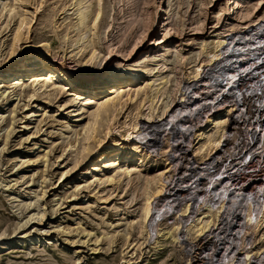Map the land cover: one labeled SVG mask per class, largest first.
Returning <instances> with one entry per match:
<instances>
[{"label":"rangeland","instance_id":"obj_1","mask_svg":"<svg viewBox=\"0 0 264 264\" xmlns=\"http://www.w3.org/2000/svg\"><path fill=\"white\" fill-rule=\"evenodd\" d=\"M257 1L241 0L242 6L234 9L236 0H0V264H264V239L245 222L252 200L243 194L237 203L238 231L221 232L220 213L205 234L188 232L190 221H197L208 203L204 207V193L191 195L188 187L197 177L200 188L209 186L206 165L212 157L195 152L196 131L211 108L193 109L197 89L194 95L189 88L199 81L191 78L190 67L201 65L203 76L212 71L217 63L209 64L203 45L215 40L218 25L226 31L247 23L243 13L255 12ZM80 7L88 14L83 25L78 24ZM257 14L263 21L264 8ZM243 30L226 37L232 46ZM37 56L75 71L118 67L147 74L131 85L101 82L95 92L100 102L109 103L93 117L97 107L81 109L88 96L85 83L46 89L33 82L49 77L40 61L33 71L25 70L23 59ZM17 77L25 83L17 84ZM169 100L178 111L171 122L159 116ZM136 131H144L142 140L129 142ZM111 144L121 148V171L135 149L129 161L132 175L119 177L120 169L108 172L118 175L117 181L98 187L90 183V172ZM222 153H216L221 161L212 173L221 171ZM166 167L170 178L153 206L166 213L170 200L161 227L173 231L180 226L177 239H158L141 224L146 192L157 189ZM252 187L248 184L246 191ZM225 238L237 244H227Z\"/></svg>","mask_w":264,"mask_h":264},{"label":"bare ground","instance_id":"obj_2","mask_svg":"<svg viewBox=\"0 0 264 264\" xmlns=\"http://www.w3.org/2000/svg\"><path fill=\"white\" fill-rule=\"evenodd\" d=\"M240 6H242L241 0H236V4L234 6V9L235 8L239 9ZM263 8H264V0H258L256 2L255 7H254L255 12L248 11V13H245V14L243 13V16L241 15L242 18L247 19L246 20L247 23H245V24L240 23L239 25L229 26V27H227L228 29L226 30L228 32L221 30V26L218 25L217 26L218 31L214 35L215 40L203 45V49H202L203 52L202 53L207 54V59H208L209 64L217 63V65L213 68V70L211 72L209 82H202V80L200 79L203 76L202 72L200 75V71L202 70L200 68L201 65H199L198 63H195L190 67V68H193L192 73H194L193 77H191V78L195 77V79L199 81V82L193 83L194 85L189 88V89H191L192 94L195 95L194 91L196 89H197V93L199 92L200 89H201L200 93L204 92L203 90H205V89H208L207 92H210L211 89H213L217 85H219L218 81H219L220 77H223V76H224L223 80H226V84L225 85L221 84V91L223 92L225 90L226 85L229 86V89H228L229 91H228V95L223 96L221 98V104L219 103L220 106L217 107V109L212 106L213 110L211 107H209V105H206V104H210L211 102H206V101L202 102L201 99H199L200 95H201L200 93L198 95L196 93V96L193 97L194 98L193 102L195 103V105L192 104L193 109L196 107H198V108L201 107L200 108L201 110H204L206 107L211 108L210 114H208L209 112L205 111L206 117L204 116L205 119L202 120L203 121L202 124H204V125L200 124L202 126L196 131V135H195L196 144L195 145H198V147L196 146L197 148L195 149V152L196 153L208 152V155H210L212 157H211V161H209L207 163V164H209V166L206 165V167L209 170V174H206V175H208V177L210 179L209 186H208V184L206 185L203 182L205 185H203V188H200L199 185L201 184L200 183L201 180L197 182L196 180H198V178H199V177H197L195 179V181H194V179H192L193 180L192 183H191L192 180L190 181V186L188 187V189L191 192V195L198 193L199 191L204 193V195H202V197L200 199L203 202L204 207H205V202L206 201L208 202L206 204V208H204L203 211L201 212L202 216L199 219H197V221H195V220L190 221L189 220L190 224L188 226V232L195 230L196 232L199 233V235L205 234V232H207L211 228L213 223H215L216 218H219L218 215L220 213H223V216L221 214V221H222L221 232H222V230H226V231L231 232L233 229H236L235 228V226H237L236 222L238 221V219L240 217L239 206L237 205L238 196H239V194H242V192H239L237 190H230L231 188L228 187V183H227L228 181L225 180L226 177L222 176L221 172H219V171L217 173H212L211 169H213L219 163V161H221L220 156L216 155V153L219 152L220 150L224 149L223 147L225 145L226 136H228L229 134L232 133L231 121H230V119H228L226 117H227V115L233 113V111H234L233 105L235 104V101H238L241 98V95L244 94L242 88L240 87L241 84L237 82L238 78L240 77V81L244 80L243 83L247 82L248 84H251L250 82L253 81V79H249V81H248L247 77L242 78V76L252 66V65H250L251 64L250 60H253L254 58L251 59V56L256 54L254 52L258 47V45H255V43L257 42L256 38L260 37L259 35H262V33L264 32V20L262 21V18L260 16L256 17V15H255V14L259 13ZM79 11L80 12H79L78 24L83 25L88 19V14L83 12V9L81 7H80ZM101 11L102 10L100 7L99 10L97 11V13L95 14V19H94L95 23L101 17V13H102ZM217 14H218L217 16L220 17L221 16V10L218 11ZM240 21H241V19H240ZM251 27H253V28H251ZM243 28H244V30H243ZM240 29H242L243 32L240 31V32H242V34H240L238 36L237 41H235L233 44L234 46H232L231 43L226 39V37L229 34H232V33L236 32ZM235 38H237V36H235ZM225 55H227L226 60L221 62L220 61L221 56L223 57ZM93 57H94V55L92 56V58ZM39 61L44 64V70L43 71L47 72L49 74V77L48 76L38 77V78H35V80L33 82L39 83L40 88H46V89L51 88V87L54 88L59 83H62L64 85H67V84L68 85H75V84L85 83L86 89L88 91V93H87L88 96L84 97V99H82L83 103L81 104V109H86V110L90 111L94 107H97V108H95L96 110L93 109V111H92L93 117L97 116L100 109L105 108L109 103V101L100 102V100H99L100 95H99V93L95 92L96 87L98 85H100L101 82H103V81H107V82L108 81L109 82L125 81L126 83H128V85H131V84H134V83L139 82L141 80H144V78L147 74V70H145V69H139L138 71L126 72V71H123L122 68L120 69L118 67H112L110 69H103L102 68L100 70L92 71V72H88V71L85 72L84 70L75 71L73 68L67 67L64 65L57 66L55 63H52L49 58L40 57V56L39 57L37 56L33 59L32 58L23 59V65L25 66V70L30 71V72L33 71L34 67L37 65V63ZM253 62L256 63L255 60H253ZM157 68H158V66L156 64L155 66L150 68V71H152L153 73L158 72ZM260 68H264V62L260 65ZM252 77L253 76H251V78ZM207 78H208V76H207ZM253 78H255V76ZM16 79H17V84L23 85L25 83L23 80L24 79L23 77H17ZM204 80L207 81V79H204ZM205 84L206 85L208 84L209 86H205ZM197 87H199V88H197ZM141 89L142 88H140V90ZM158 91H160V88ZM34 92H35V90H34ZM120 92H121V90L119 91V93ZM34 95H35V93H34ZM189 95H190V93H189ZM184 100H186V99H184ZM150 101H151V104H150L151 107L154 108V102H155L154 97L150 98ZM188 102H190V101H188ZM193 109L191 108L190 110H193ZM187 110H188V108H187ZM177 112H178L177 109L174 110L172 108V104L169 100V101L164 102V106H163V109L161 111V115H159V116H160V118L161 117L164 118L166 116L165 118H167V119L169 118V121L171 122L177 118ZM162 118H161V120H163ZM168 123L169 122H167V124ZM181 125L185 126L186 124L183 123ZM136 126L139 127L138 123ZM153 130H155V129H153ZM88 131H89V129H88ZM143 133H144V131H141L140 133L137 132L138 135L136 137H133L132 134H130L128 136L127 140L130 142L131 140L135 139V142H137V141L139 142L140 139L142 140L141 135ZM135 145H137V146H135V148H137L138 144L135 143ZM137 150H138V148H137ZM120 151H121V148H119V146L117 144H114V145L111 144V145H108L106 147L105 156L103 155L104 156L103 159L99 163L94 165L91 172H90L92 174V178H93L92 181L90 182L91 184H93V185L98 184L97 185L98 187H104L106 185H109L111 183H115L117 181L118 175L114 176L113 173L111 175L108 172H114L115 170H119V169L121 171V165H120L121 153H120ZM134 152H135V149L128 152V154L126 156L127 157V167L122 169L121 172L119 171L120 172L119 177L120 176H124V177L126 176V177L131 178L132 170H131V167H129V161L132 158ZM170 169H169V167H166V169L162 173H160L159 180L161 181V183L157 187L156 190H153L152 187L148 186L149 189L146 192L144 204L142 205L141 224L142 225L145 224V227L148 228L151 233H154L156 236L155 235H153V236L157 237L158 239H159V237H163V238L173 237V238L177 239V232L180 231L179 230L180 226L174 227L175 229H173V231L167 230V228L161 227L162 226L161 222L164 218L163 216H167V214H168V208H170V205H171V204L170 205L168 204V202L170 200L167 203H165L166 204L165 208L163 207L165 210H167L166 213L165 212L159 213L160 211H155L156 206H153L154 205L153 201L157 197H159V195L163 194V192H164V186L163 185L167 179L165 177L166 176L165 174H167L170 171ZM88 172H89V170H88ZM203 173L204 172H202V175L204 176L205 173L204 174ZM217 175H219V177L215 178V176H217ZM169 178H170V176L168 177V179ZM155 179H153V180H155ZM120 180H121V178H120ZM196 182H197V185L195 186V188H193L192 184H194ZM150 185H151V183H150ZM221 191H223L222 194H221ZM228 192H230V194H232V195H229ZM209 195L212 197H210ZM229 201H230V205H229L230 207L227 208V202H229ZM252 202H248V204H247V207H246L245 213H244V219H245L246 224L250 221L251 224L254 225L253 227L255 228V230L260 231V234L262 235L261 238L264 239V211H262V214L259 215V214H257L258 212L255 213L257 210H255V208L252 207L255 211V212H253V209L250 207V204ZM210 203L212 205H210ZM246 203H247V201H246ZM253 203H255V202H253ZM187 207H188V205L187 206L185 205V209ZM249 208H251V209H249ZM185 209L183 210V212L186 211ZM160 210H162V209H160ZM173 210H174V207H173ZM204 210H206V211H204ZM186 212H188V208H187ZM35 215L37 216L38 214L36 212L33 213L30 216L29 221L32 220ZM232 216H233V218H232ZM236 231H238V230L236 229ZM185 232L187 233V231H185ZM227 235L233 236L232 233L227 234ZM229 240H230V238H225V241L227 242V244H230V243L234 244L235 243V242H232L231 240L230 241ZM219 242L222 246L224 245V236L223 235H221V239H219ZM3 243H4V238H0V244H3ZM235 244H237V243H235ZM247 255H249V254H247Z\"/></svg>","mask_w":264,"mask_h":264},{"label":"built area","instance_id":"obj_3","mask_svg":"<svg viewBox=\"0 0 264 264\" xmlns=\"http://www.w3.org/2000/svg\"><path fill=\"white\" fill-rule=\"evenodd\" d=\"M259 36L255 43L258 45L254 52L256 54L251 56L256 63L250 60L252 66L242 76V78L247 77L248 81L249 79L253 81L250 82L251 84L243 83L244 80L240 81V77L237 81L241 84L244 94L233 105L234 111L230 115L232 133L226 136V141L230 145L226 144L227 147L223 149V166L219 172L226 177L229 188L242 192L249 200L255 202V210L262 212L264 210V68H260V65L264 62V32ZM211 72L208 70L205 72L200 78L202 82H209ZM218 82L219 85L210 92H207L208 89L201 92L204 95L202 102H211L206 105L216 109L220 106L219 103L221 104V98L228 95L229 91L228 85L223 92L221 91V84L225 85L226 80L223 78L221 80L220 77ZM205 86L209 85L205 84ZM251 183L253 187L246 191L248 184Z\"/></svg>","mask_w":264,"mask_h":264}]
</instances>
